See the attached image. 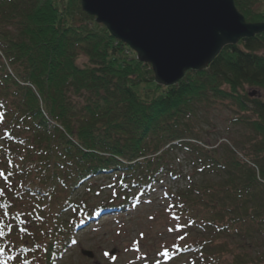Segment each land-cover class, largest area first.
<instances>
[{
  "label": "trees",
  "instance_id": "1",
  "mask_svg": "<svg viewBox=\"0 0 264 264\" xmlns=\"http://www.w3.org/2000/svg\"><path fill=\"white\" fill-rule=\"evenodd\" d=\"M233 1L247 22L264 21L258 0ZM262 51L264 32L163 86L79 0H0L2 264H58L89 222L139 203L162 174L180 177L179 154L205 182L192 174L187 188L169 190L165 213L199 232L169 256L264 264V99L244 90L264 89ZM224 101L251 114L231 119L253 133L231 140L245 160L188 141L199 142L197 121ZM101 177L114 191L93 205Z\"/></svg>",
  "mask_w": 264,
  "mask_h": 264
},
{
  "label": "rangeland",
  "instance_id": "2",
  "mask_svg": "<svg viewBox=\"0 0 264 264\" xmlns=\"http://www.w3.org/2000/svg\"><path fill=\"white\" fill-rule=\"evenodd\" d=\"M252 9L255 12L262 11L264 14V0L254 2ZM93 17L95 20V16ZM133 52L136 55V52ZM76 62L83 65L86 59L83 55H79ZM7 71L14 78L8 66ZM244 90L250 96L264 99V89L245 86ZM242 115L251 116L249 112L243 114L228 101H224L222 105L216 103L206 117L197 121L199 142L195 140L189 142L199 146L204 144L202 146L205 149L216 148L221 144L227 145L232 148L236 157L245 160L244 153L238 147L231 145L233 138L242 141L253 138V133L248 126L231 121ZM45 117L47 123H52L47 115ZM184 158L183 154H179L178 161L173 163L175 170L181 173L180 177L160 175L159 180L151 186L149 195L139 200V203L134 206L131 204L129 209L120 213H103L95 221L89 222L80 229L76 235V243L67 248V252L63 254L58 264H182L186 256H169L170 247L176 241L187 243L196 238L199 232L190 228L187 222L177 221L178 219L166 214L164 210L174 200L169 190L173 192L187 188L189 184L187 178L194 173ZM185 176L188 177L185 178ZM193 177L194 174L192 181L195 183L205 182V179L199 176ZM110 183V180L102 177L96 180L94 187L99 185L102 189L99 190V195L91 197L90 202L93 205L105 200L106 195L114 191V187H108ZM178 223L181 226H178ZM83 250L91 252L92 256L87 257L82 253ZM165 252L167 255H164Z\"/></svg>",
  "mask_w": 264,
  "mask_h": 264
},
{
  "label": "water",
  "instance_id": "3",
  "mask_svg": "<svg viewBox=\"0 0 264 264\" xmlns=\"http://www.w3.org/2000/svg\"><path fill=\"white\" fill-rule=\"evenodd\" d=\"M80 5L150 64L154 81L163 86L177 83L187 70L205 69L225 45L264 32V21L246 22L233 0H80Z\"/></svg>",
  "mask_w": 264,
  "mask_h": 264
},
{
  "label": "snow or ice",
  "instance_id": "4",
  "mask_svg": "<svg viewBox=\"0 0 264 264\" xmlns=\"http://www.w3.org/2000/svg\"><path fill=\"white\" fill-rule=\"evenodd\" d=\"M169 230L171 231V229H169ZM142 235H143V234H141V236H142ZM105 255H107V253H106ZM164 255H167V253L165 252Z\"/></svg>",
  "mask_w": 264,
  "mask_h": 264
}]
</instances>
